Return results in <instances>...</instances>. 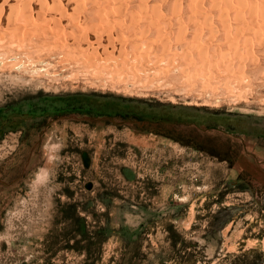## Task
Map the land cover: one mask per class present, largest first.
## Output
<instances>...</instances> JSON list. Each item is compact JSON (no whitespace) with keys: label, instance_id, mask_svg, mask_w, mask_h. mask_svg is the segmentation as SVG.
I'll list each match as a JSON object with an SVG mask.
<instances>
[{"label":"rangeland","instance_id":"1","mask_svg":"<svg viewBox=\"0 0 264 264\" xmlns=\"http://www.w3.org/2000/svg\"><path fill=\"white\" fill-rule=\"evenodd\" d=\"M235 3L45 0L53 32L25 33L0 11V264H264V0ZM105 99L199 126L151 131Z\"/></svg>","mask_w":264,"mask_h":264},{"label":"bare ground","instance_id":"2","mask_svg":"<svg viewBox=\"0 0 264 264\" xmlns=\"http://www.w3.org/2000/svg\"><path fill=\"white\" fill-rule=\"evenodd\" d=\"M40 1H45V0H0V11H4V10H6V9H8L9 11H8V16H6V23H7V26L8 27H12L13 29H15V30H17V31H20V32H26V31H29V30H33V31H40V32H53L51 29H48L49 27H47V26H50L49 25V23H52V22H54V23H58V22H56V19L55 18H53V17H51V15H49L48 14V11L46 12L45 10H42L43 8H41V7H35L34 6V4H37L38 6H41V5H39V2ZM251 1H254V0H251ZM236 2H237V4L235 3V5H233V6H231V8H230V6L228 7V9L230 8V11H231V13H234L235 15H237V16H239V17H242L244 14H245V12L247 11L248 13H250V14H253V13H255V11H253L254 10V6H252V7H250L251 6V3L252 4H254L253 2H251L250 4H248V0H236ZM233 3V2H232ZM176 4H178V3H176L175 2V8H177V6H176ZM34 10V14L32 15V17L31 18H29V19H27V18H24L23 17V15L25 14V13H28V12H31V11H33ZM229 11V10H228ZM258 12V11H257ZM3 14V13H2ZM257 14V13H256ZM15 15H17V17L15 18L14 16ZM101 15V14H100ZM99 15V16H100ZM101 16H103V15H101ZM101 16H100V18H101ZM1 17V16H0ZM39 18H40V20H39ZM102 20V19H101ZM117 21V19L116 18H110V17H108L107 16V18H106V16L104 15V18H103V21H101V22H99L98 24H94L93 25V31L96 33H98V32H100L101 34L102 33H106V36H107V38L109 39L110 37H111V33H113V29L114 28H116L117 26H118V22H116ZM166 21H171V19H170V17H167L166 18ZM114 22V23H113ZM149 22V21H148ZM152 23H154V24H156V22L154 21V20H152L151 21ZM48 23V24H47ZM116 23V24H115ZM112 24H115V25H117V26H115V25H112ZM61 25H62V27H61ZM60 27H61V29L63 30L66 26L65 25H63V24H60L59 25ZM70 26H74V29H76L78 32H80L79 33V35H78V38L80 37L81 39H85L86 38V35H87V33L89 32V28H86V26H81L80 25V27H79V24H76V23H72V24H70ZM115 26V27H114ZM64 27V28H63ZM147 27V26H146ZM150 27V26H149ZM5 28H7V27H5ZM51 28V27H50ZM3 29V28H2ZM65 30V29H64ZM101 30V31H100ZM115 30V29H114ZM119 31V30H118ZM5 32V31H4ZM116 32V31H115ZM100 33H99V35H100ZM3 34H5V33H3ZM121 35V36H120ZM123 34L121 33V34H119L118 35V37H121L122 38V41H123ZM130 36V35H129ZM114 37V36H113ZM126 37H128V36H126ZM142 38H144V37H142ZM112 40H113V38H112ZM124 40H125V44H126V41H128L129 39H127V38H125L124 37ZM133 40H135V38H133ZM145 40V43L142 45V48L143 49H145L144 51H143V53H148V54H146V55H144V57H146V58H148L149 59V57L151 58V59H154L156 62H158V64L160 63V64H167V65H171L172 63L170 62V61H168V59H160V58H158L157 56H156V54H157V52H156V50H157V48L158 47H156V46H158L157 45V43H158V40H159V38L158 39H155V41L153 42V45H151L150 43H149V41H148V39H144ZM92 41V45H95V44H93V40H91ZM149 44L151 45V46H153V47H155V49L156 50H151L150 48H149ZM161 44V43H160ZM122 45V47H120L119 49L121 50V51H123V49H125V45L122 43L121 44ZM166 46H167V44H166ZM169 46V45H168ZM206 46V45H205ZM94 47H97V45L96 46H94ZM160 49V48H159ZM165 49V48H164ZM163 49V50H164ZM168 49H166V51H167ZM166 51H163V52H166ZM169 52V51H168ZM14 56H17V54L16 55H13V56H10L8 59H7V61L8 62H10L11 64H13L14 66L13 67H15L16 69H22V66H24V64L26 63V60L25 61H23L22 59L20 60V59H17L16 60V62H11L10 60L12 59V58H14L15 59V57ZM2 59V58H1ZM150 59V60H151ZM149 60V62H152V61H150ZM153 60V61H154ZM5 60L4 59H2L1 61H0V66L1 65H3V64H5L6 62H4ZM105 61V60H104ZM111 61V60H110ZM115 61V60H114ZM165 61V62H164ZM113 62V61H112ZM111 62V63H112ZM30 63V62H29ZM38 63V62H37ZM110 63V62H109ZM114 63H116V62H114ZM33 64H34V68L38 65V64H40V63H38L37 65H35V63L33 62ZM32 64V65H33ZM41 64H44V63H42L41 62ZM40 64V65H41ZM156 64V63H155ZM39 65V66H40ZM41 71H43V70H46V68H44V67H42V68H39ZM37 72V71H36ZM150 81H153V78L150 80ZM154 81H156V80H154ZM130 83H132V82H130ZM129 87H130V85H129ZM131 89H133V88H131Z\"/></svg>","mask_w":264,"mask_h":264},{"label":"crops","instance_id":"3","mask_svg":"<svg viewBox=\"0 0 264 264\" xmlns=\"http://www.w3.org/2000/svg\"><path fill=\"white\" fill-rule=\"evenodd\" d=\"M126 107L127 105L113 104L108 102L107 99L98 103L99 108H116L119 111L131 112L136 117L140 118L139 123L143 124V128L151 129L154 131L157 124H163L162 127L167 131H171L173 134H183L187 130L188 126L194 128L199 126L200 115L196 113L194 109L183 107L171 106V105H150L135 102ZM106 114V113H103ZM149 125H152L151 127ZM154 128V129H153ZM191 129H189L190 131Z\"/></svg>","mask_w":264,"mask_h":264},{"label":"built area","instance_id":"4","mask_svg":"<svg viewBox=\"0 0 264 264\" xmlns=\"http://www.w3.org/2000/svg\"><path fill=\"white\" fill-rule=\"evenodd\" d=\"M15 57V59L14 58H12L10 61L11 62H16V60L17 59H22L23 61H25L26 60V63L27 64H29V62H31L30 60H28V58L27 57H25L24 55H21V54H18L17 56H14Z\"/></svg>","mask_w":264,"mask_h":264}]
</instances>
